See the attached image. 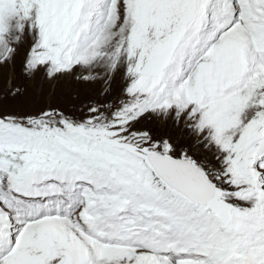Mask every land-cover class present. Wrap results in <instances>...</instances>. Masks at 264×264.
Wrapping results in <instances>:
<instances>
[{
	"label": "snow or ice",
	"instance_id": "snow-or-ice-1",
	"mask_svg": "<svg viewBox=\"0 0 264 264\" xmlns=\"http://www.w3.org/2000/svg\"><path fill=\"white\" fill-rule=\"evenodd\" d=\"M0 264H264V0H0Z\"/></svg>",
	"mask_w": 264,
	"mask_h": 264
}]
</instances>
